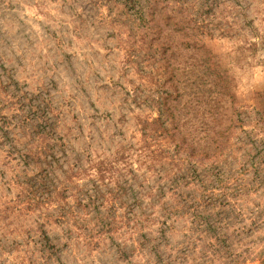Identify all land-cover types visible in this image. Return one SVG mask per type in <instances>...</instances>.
Masks as SVG:
<instances>
[{
  "label": "rangeland",
  "instance_id": "obj_1",
  "mask_svg": "<svg viewBox=\"0 0 264 264\" xmlns=\"http://www.w3.org/2000/svg\"><path fill=\"white\" fill-rule=\"evenodd\" d=\"M213 1L205 41L238 105L256 118L264 0H189L185 14ZM123 3L0 0V264H228L229 251L262 264L264 186L238 196L230 189L225 209L197 212L172 209L169 192L167 206L157 196L176 166L139 155L142 122L158 116L161 62ZM251 146L230 158L234 168L247 164L244 179L254 176L251 158L263 159V145Z\"/></svg>",
  "mask_w": 264,
  "mask_h": 264
},
{
  "label": "trees",
  "instance_id": "obj_2",
  "mask_svg": "<svg viewBox=\"0 0 264 264\" xmlns=\"http://www.w3.org/2000/svg\"><path fill=\"white\" fill-rule=\"evenodd\" d=\"M171 1L182 3L174 7ZM215 3L195 15L185 14L192 5L189 0H154L147 7L140 0H124L121 10L127 17L132 12L138 14L149 39L150 55L161 62L163 81L158 88L162 94L154 99L158 116L142 122L145 142L139 156L143 161L152 157L176 166L174 173L172 170L167 174L169 185H160L157 194L164 206L168 205L164 196L168 192L175 195L177 203L172 209H225L230 189L238 196L264 186V139L258 143L255 138L259 133L264 135V106L257 108V117L253 118L238 105L229 71L205 41L213 34L207 17L213 13ZM182 57L186 59L180 60ZM188 88L191 92L186 93ZM186 94L194 95L182 102ZM259 94L264 97V92ZM250 144L263 145L257 146V156L263 159L251 158L254 176L244 179L240 175L248 171L247 164L234 168L230 158H238L237 151ZM188 187L194 191L185 190ZM227 255L232 258L228 264H246L247 259L238 252L229 251ZM261 257L264 264V252Z\"/></svg>",
  "mask_w": 264,
  "mask_h": 264
}]
</instances>
